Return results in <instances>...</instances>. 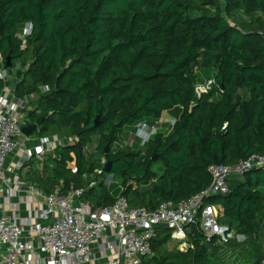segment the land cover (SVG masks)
<instances>
[{
    "label": "trees",
    "instance_id": "trees-1",
    "mask_svg": "<svg viewBox=\"0 0 264 264\" xmlns=\"http://www.w3.org/2000/svg\"><path fill=\"white\" fill-rule=\"evenodd\" d=\"M0 56L9 74L0 93L8 85L17 97L52 88L23 111L25 125L39 120L29 137L74 139L21 172L47 193L73 184L95 208L122 195L130 207L152 210L205 190L211 164L264 155V0H0ZM211 77L218 86L197 96L195 84ZM173 109L178 117L161 129ZM157 120L142 148L135 136L121 145L140 122ZM102 158L121 188L104 184ZM228 187L206 202L220 208L228 232L245 238L228 244L248 264H264V169L232 176ZM186 234L180 250L157 226L145 264H211L217 238L206 241L198 222Z\"/></svg>",
    "mask_w": 264,
    "mask_h": 264
},
{
    "label": "built area",
    "instance_id": "built-area-1",
    "mask_svg": "<svg viewBox=\"0 0 264 264\" xmlns=\"http://www.w3.org/2000/svg\"><path fill=\"white\" fill-rule=\"evenodd\" d=\"M29 31L27 24L20 35L22 46ZM8 76L0 65V79ZM213 86H218L213 77L198 81L197 96ZM51 90L50 86H43L34 95L17 97L14 87L6 86L0 93L1 264H145L151 254V238L159 225L169 229L171 247L178 249L188 247L186 229L197 222L206 241L217 238L219 244H225L233 238L238 242L244 240L243 236L228 232V227L219 222L220 208L206 201L212 196L227 194L230 177L242 176L251 169H264V155L252 154L235 165L211 164L208 171L212 180L205 190L176 204L162 201L152 210L130 207L122 195L109 206L95 208L83 199V187L70 184L68 192L63 193L62 186L55 185L47 193L26 181L21 170L30 159L42 161L57 146L74 141L73 137L59 134L34 139L20 132L25 125L23 111L29 102ZM173 123L171 120L170 126ZM160 125V120L140 122L121 145L135 136L142 148ZM33 140L35 145H31ZM94 148V143L85 147L88 153H93ZM12 154L15 159L8 164ZM101 163L105 164V159ZM70 170L76 173L77 167L73 165ZM94 172L104 173L102 168ZM113 181V176L107 173L104 184L109 187ZM94 185L93 179L88 186Z\"/></svg>",
    "mask_w": 264,
    "mask_h": 264
},
{
    "label": "rangeland",
    "instance_id": "rangeland-1",
    "mask_svg": "<svg viewBox=\"0 0 264 264\" xmlns=\"http://www.w3.org/2000/svg\"><path fill=\"white\" fill-rule=\"evenodd\" d=\"M88 157H90V155H88ZM117 188H121L120 184L114 179V181L111 183L110 185V190L114 191ZM240 250V246H235L233 244H221L220 245V249H215L216 256H218V258L216 257L215 259H210L211 262H218L219 259V263L216 264H221V262H223V264H248L251 261L246 258V256L244 255H240V252L243 251H239ZM212 257V256H211ZM228 257V259H226ZM235 259H237V261H235Z\"/></svg>",
    "mask_w": 264,
    "mask_h": 264
},
{
    "label": "crops",
    "instance_id": "crops-1",
    "mask_svg": "<svg viewBox=\"0 0 264 264\" xmlns=\"http://www.w3.org/2000/svg\"><path fill=\"white\" fill-rule=\"evenodd\" d=\"M8 86H10V85H8ZM180 109V108H179ZM178 115H179V111L177 110V109H173V110H170V111H165L163 114H162V128L161 129H166V126L169 124L170 125V123H171V120H175L177 117H178ZM126 136L128 137V136H130V134L129 133H127L126 134ZM36 140H33V142L31 143V145H35L36 144V142H35ZM13 159H15V155L14 154H12V155H10L9 157H8V159H7V163L9 164L10 163V161L11 160H13ZM28 170V168H26L25 167V169H23V170H21V172H25V171H27ZM220 210V209H219ZM244 241H245V238H244ZM244 241H240V242H244ZM240 244V243H239ZM97 244L95 243V246H96ZM185 249H187L185 246H182L181 248H180V250H185ZM239 251H242V249H240ZM94 252H95V254L96 255H98V252L96 251V250H94ZM214 252V249H212L211 250V258L212 259H215L216 257L218 258V256H216V253L215 254H212ZM216 257H215V256ZM246 258H248V257H246ZM226 259H228V257L226 258ZM249 259V258H248ZM216 263H219V259H218V262L216 261ZM215 262H211V264H216ZM0 264H1V259H0ZM221 264H223V262H221Z\"/></svg>",
    "mask_w": 264,
    "mask_h": 264
},
{
    "label": "water",
    "instance_id": "water-1",
    "mask_svg": "<svg viewBox=\"0 0 264 264\" xmlns=\"http://www.w3.org/2000/svg\"><path fill=\"white\" fill-rule=\"evenodd\" d=\"M7 65H9V63ZM38 125H39V120H36L35 122L22 126L20 129V132L24 136H29L33 131L38 130ZM110 165H111L110 162H107L105 164V167H104L105 172L108 173L110 171Z\"/></svg>",
    "mask_w": 264,
    "mask_h": 264
}]
</instances>
